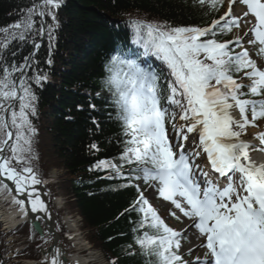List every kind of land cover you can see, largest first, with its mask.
Instances as JSON below:
<instances>
[{
    "label": "snow or ice",
    "instance_id": "snow-or-ice-1",
    "mask_svg": "<svg viewBox=\"0 0 264 264\" xmlns=\"http://www.w3.org/2000/svg\"><path fill=\"white\" fill-rule=\"evenodd\" d=\"M62 3L33 0L22 10L21 19L0 27V52L8 50L15 56L13 42L20 46L31 39L33 45L19 65L7 64L0 57V187L15 193L12 202L24 215L28 214L26 206L34 214L47 213L35 187L47 182L31 164L37 158L32 148L36 129L30 119L36 115L37 96L29 81L40 85L48 79L39 71L29 77L25 70L31 69L41 47L35 37L47 35L51 46L58 26L56 10ZM198 3L218 11L223 0ZM236 3L246 9L242 16L233 15ZM242 21L250 24L245 33L252 37L248 43L259 45L257 55H264V0H228V10L204 28L130 21L137 50L120 49L106 64L110 74L104 84L126 139L120 164L100 160L93 168L111 169L119 178L124 176L125 165L132 166L125 177L128 184L121 187L143 181L191 220L190 227L205 238L200 247L206 249L204 259L197 257L193 264H264V163L251 160L250 145L240 139L247 127H256V121L264 118V70L247 49H232V45L241 46L240 37L226 42L217 39L240 27ZM144 57H155L164 68L157 72L151 65L142 67ZM234 72H243L249 83L239 82ZM233 109L238 110L239 119L232 115ZM177 115L183 122L179 125ZM169 122L171 135L166 127ZM189 134H198L199 150L187 151ZM255 138L264 145V131ZM204 155L207 164L201 167L196 159ZM135 186L139 195L125 212L140 214L133 231L141 255L148 264H188L178 254L182 232L169 227ZM52 253L50 264H64L58 248Z\"/></svg>",
    "mask_w": 264,
    "mask_h": 264
},
{
    "label": "trees",
    "instance_id": "trees-1",
    "mask_svg": "<svg viewBox=\"0 0 264 264\" xmlns=\"http://www.w3.org/2000/svg\"><path fill=\"white\" fill-rule=\"evenodd\" d=\"M32 3L0 0V27L21 19L22 10ZM56 11L58 26L51 46L47 35L35 37L41 47L31 69L25 70L29 77L37 71L48 77L40 85L29 81L37 96L36 115L30 116L36 129L32 148L37 158L31 164L43 181L50 166L63 171L60 187L69 199V208L80 215L89 243L101 251L108 264H148L135 244L137 233L133 229L140 215L125 212L138 194L136 181H132L133 186L121 187L128 184L125 177L132 166L125 165L124 176L119 178L111 169L93 168L100 160L120 164L126 139L114 118L115 109L104 82L110 74L107 62L118 50L129 47L124 48V42L132 43L134 33L131 26H119L115 21L140 19L172 27L204 28L218 11L207 4L201 6L198 0H63ZM45 20L52 23L50 17ZM227 38L228 33L217 36L218 41ZM11 47L17 52L15 56L8 50L0 52L7 64L23 63L24 56L33 51L31 39L20 46L13 42ZM93 144L96 148L91 147ZM19 232L22 236L29 232L28 258L37 259L44 240L27 225ZM1 248L0 238V254Z\"/></svg>",
    "mask_w": 264,
    "mask_h": 264
},
{
    "label": "rangeland",
    "instance_id": "rangeland-1",
    "mask_svg": "<svg viewBox=\"0 0 264 264\" xmlns=\"http://www.w3.org/2000/svg\"><path fill=\"white\" fill-rule=\"evenodd\" d=\"M227 10H228V8L226 9V11ZM243 12H244V9L242 7H238L237 3H236L233 7V15L239 16V15H242ZM249 27H250V24H247L244 27L242 25H240L241 31L238 32V34L234 33L233 39L240 37L242 39V44L248 50L250 57L257 63V66L264 68V62H262L256 58V56H257L256 53L258 52V49H255L256 50V52H255L253 49V45H250L248 43V40L252 39L251 34L249 33L248 36H245V33L248 32ZM246 37H248V38H246ZM244 38H245V40H247L246 42H243ZM256 46L259 47V45H256ZM259 125H260L259 127L251 128L249 130V132L258 133L261 130H263L264 129V123H262V124L260 123ZM243 141H245V140H243ZM181 142H183V141H181ZM245 142H247V141H245ZM250 142H252V140ZM253 142L256 143L255 141H253ZM256 144L259 146L258 143H256ZM258 146H256V150H259L261 148L260 146H259L260 148ZM203 165H204V163H203ZM47 170H48L47 173H49V172L52 173L54 175L55 179L57 177L59 178L58 181H57V179H56V181H51V180H53V178L48 179L49 180V183L47 184L48 188H46V187L44 188L46 190L48 200L53 199V198H59V199L65 198L66 195L62 191L61 187H59V185L61 184V181L63 180L62 175H59V169L54 167V166H50L49 168H47ZM56 170L58 171L57 176L55 175ZM56 183H58V184H56ZM58 187H59V190H58ZM155 193L156 192H152L149 189L144 190L145 197L149 200V203L158 212L160 217L166 223H168L169 226L172 227L174 230H176L178 232H182L183 235H182L181 247H180L179 251H180V255L183 256V260L188 262V264H193V262L196 261L197 257H199L202 260V258L204 257V255H202V253L204 252V248L201 247L199 249L196 247H197L198 243L200 245L203 243V238L199 234V232H197L195 230L194 227H190V225L192 224V221L189 219H186L179 212L178 209H175V207L170 202L164 201L162 198L159 197L158 194L155 195ZM61 204H63V201ZM63 207H64V209L68 210L72 214V216L74 215V212L71 211V209L65 203L63 204ZM173 212L175 213V216L170 214ZM59 217H60V215L55 213V228H56V231L58 233H60V237H61L60 243L65 247L68 257L70 258V257L76 255L78 257H81L82 259L86 258L87 264H105V261L101 258V255H100V254H102L101 251L97 247L91 245L88 242L86 233L83 234V232L80 229L78 231V227L75 228L78 232L72 236L73 238L75 237V241L77 243H75V242L71 243V242H68L67 239H63V234L66 232L67 221L65 224L64 220H60ZM80 231H81V234L79 235ZM26 234H28V235L27 236L17 235L14 238V241L16 239L17 245H19L21 243L20 245H23L22 248L25 249L20 253V257H19L20 261L18 262V264H25V262H23V259L28 258L29 250H28L27 241L29 239L30 234H29V232H27ZM190 237H193V238L191 239ZM49 244L50 243L46 244V242L45 243L43 242V245L45 247H48ZM5 248L11 250L13 247L10 244H8L5 246ZM197 249H199V250H197ZM92 250H96V252H94V255H93L95 258V262H91L90 258H89L90 257L89 255L92 253Z\"/></svg>",
    "mask_w": 264,
    "mask_h": 264
},
{
    "label": "bare ground",
    "instance_id": "bare-ground-1",
    "mask_svg": "<svg viewBox=\"0 0 264 264\" xmlns=\"http://www.w3.org/2000/svg\"><path fill=\"white\" fill-rule=\"evenodd\" d=\"M196 148H197V145H195L194 147H192V149H196ZM204 156L207 159L206 155H204ZM258 158L259 159L255 161L257 164L264 163V157L258 156ZM0 194L3 197V200H5V201H7V202H9L11 204H14L12 202V197L8 193L3 194V190L1 189L0 190ZM1 216L3 218L2 222L4 223V225H6L9 228L12 227L18 221V218L19 219H23L24 218V214L21 213V211L19 210V208L13 210L12 212H10L8 214H3ZM34 216H36V214L30 215V217H34ZM52 254L53 253L51 252L50 254L48 253V254L44 255L42 257V260L46 264H50V258H51V255ZM89 256H90L89 257L90 258V261L91 262H95V259L93 257V254H90ZM60 259H61L62 262H64V264H69V263H71V264H87L86 258L85 259L84 258L82 259V258H80L78 256H72L71 259H70L69 257H63L62 255H60Z\"/></svg>",
    "mask_w": 264,
    "mask_h": 264
},
{
    "label": "water",
    "instance_id": "water-1",
    "mask_svg": "<svg viewBox=\"0 0 264 264\" xmlns=\"http://www.w3.org/2000/svg\"><path fill=\"white\" fill-rule=\"evenodd\" d=\"M6 183L9 184L10 187H13V185H11V182H8V181H5ZM38 187L40 188L39 191H40V196H41V199L44 201V194L41 190V187L40 185H38ZM13 194H15L14 192H12ZM47 208V207H46ZM26 209H27V212L29 214V212H31V209L30 207H27L26 206ZM43 215V219H40V220H43L44 222V228H45V232L46 233H49V234H53L52 230H51V227L50 225H48V216H49V213H48V209H47V213H41ZM29 223L31 224L32 228H33V231L38 234V236H42V228L40 226V222L36 221V219H30L29 218ZM38 229V230H37ZM56 238L57 237H54V240H53V244L51 247H49L46 252L42 251V254H46V253H49L53 248H58L60 249L59 247L56 246Z\"/></svg>",
    "mask_w": 264,
    "mask_h": 264
}]
</instances>
